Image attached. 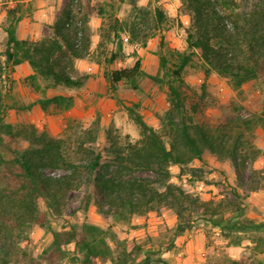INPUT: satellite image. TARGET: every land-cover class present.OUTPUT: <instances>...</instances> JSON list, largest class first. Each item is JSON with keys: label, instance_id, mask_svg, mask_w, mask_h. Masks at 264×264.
Here are the masks:
<instances>
[{"label": "trees", "instance_id": "16d2710c", "mask_svg": "<svg viewBox=\"0 0 264 264\" xmlns=\"http://www.w3.org/2000/svg\"><path fill=\"white\" fill-rule=\"evenodd\" d=\"M77 1L63 6L50 25L52 33L40 38L17 36L20 20L31 13L29 6L17 2L6 9V40L0 52V264H61L66 259L70 264H151L152 260L168 264L162 257L155 258L154 252L142 253L139 245L129 248L110 226L101 227L87 218L80 224L54 228L52 220L63 217L69 192L82 189L84 211L93 205L115 222L130 223L134 217L167 208L175 213L178 230L196 217L226 233L232 245L250 240L255 255L264 253V221L227 215L231 211L239 214L242 208L225 199L201 200L171 181L173 165L183 169L212 156L219 162L232 160L236 178L243 182L247 164L259 156L261 150L254 140L256 129H264V101L261 110L254 112L239 99H232L228 112L213 119L207 112L212 101L207 78L216 73L240 93L245 83L264 74V0H258L245 14L223 13L219 0H183L191 16L185 51L167 48L168 16L160 4L141 6L130 0L129 20L110 14L107 24L100 26L96 51L106 43L112 45L103 72L111 96L115 97L120 83L140 90V79L148 77L165 88L169 107L159 116L160 127L156 129L139 112L138 103L122 102L139 127V137L131 139L106 128L104 146L95 144L97 136L91 127L71 142L52 136L46 125L40 129L34 123L6 120L10 108L30 110L38 106L46 113H60L75 105V95H48V90L79 89L89 78V74H79L76 60L95 59L88 24L92 6L87 2L82 12L75 8ZM106 12L105 5L98 6L97 13L103 19ZM124 35L129 44L142 46L158 35L156 74L143 70L136 51L132 65L112 67L123 55ZM193 62L205 75L199 92L185 78L186 67ZM21 63L32 69L25 82L43 95L28 104L10 105L7 98L15 83L13 75ZM19 139L25 140L27 147L16 146ZM255 173L249 189H264L259 172ZM35 226L52 235L51 243L41 252L28 245ZM226 264H264V260L242 257Z\"/></svg>", "mask_w": 264, "mask_h": 264}, {"label": "rangeland", "instance_id": "374dc122", "mask_svg": "<svg viewBox=\"0 0 264 264\" xmlns=\"http://www.w3.org/2000/svg\"><path fill=\"white\" fill-rule=\"evenodd\" d=\"M258 0H219L220 7L225 14L249 13ZM70 0H64V5ZM87 2H90L92 9L89 17V30L91 33V49L94 51L95 59L82 58L81 67L88 69L93 63L98 65L97 72L80 71L79 74H89V78L84 86L79 89H69L60 87L48 90V95L55 93H66L68 91L81 98L79 107L80 116L68 113H52L42 111L38 106L30 110H17L10 108L7 112L6 120L10 123H34L40 129L47 126L50 134L54 137H63L71 142L82 136L86 128L91 127L94 135L97 136V143L101 146L107 145L106 128H112L115 133L128 135L131 139H137L140 134L139 127L135 124L122 102L131 105L139 104V112L145 120L156 129L160 127L159 116L169 107L165 88L156 84L148 77L140 79L141 89L132 90L124 83H120L115 97L111 96L107 79L104 77L106 69L105 57L112 48L110 43H106L102 49L96 51L100 39L101 24L106 25L109 15L113 14L120 19L129 20L132 15V5L130 0H78L75 8H81L84 12L87 9ZM150 2V3H148ZM141 6L153 7L160 4L168 16L165 31L167 48L179 51L187 50V28L191 26V16L188 14L183 0H137ZM16 0H0V52L5 47L6 32L4 27L7 24L6 9L13 7ZM24 7L34 9V3L30 0L24 1ZM99 5L107 8L106 16L103 19L97 13ZM61 9H57V15ZM230 24L233 21L228 19ZM45 30V26H43ZM99 37L98 41L97 38ZM158 35L148 40L145 46L132 45L127 42V35L123 40V55L112 64L113 68L130 66L136 57V51L142 59V67L148 74H156L158 70ZM1 57V56H0ZM99 61V62H97ZM15 83L11 89L7 102L8 104H28L37 97L42 96V91H35L27 82L25 76L14 74ZM185 78L191 87L199 92L205 80V75L197 62H193L186 67ZM43 85L44 82L41 81ZM207 90L211 97V105L208 114L213 119L222 118L229 110L228 103L232 99H239L243 104L254 112H259L264 101V74L256 80L249 81L241 87L240 93L234 90L227 79L212 73L207 78ZM121 100V101H120ZM255 145L261 152L256 159H251L247 164V169L243 175V182L236 178L235 168L232 160L226 159L222 162L215 160L212 156H206L204 162L194 161L189 165L171 167V181L183 186L190 194L197 196L201 200L225 199L231 203L240 205L241 212H227V215L239 219L254 221H264V189L257 191L250 190L248 184L256 173L258 178L264 181V129L258 127L254 140ZM19 148L27 147L28 143L19 139L15 143ZM201 175L203 180H199L194 175ZM58 173H62L58 171ZM142 174H149L143 172ZM239 195L236 193V191ZM85 190L70 191L67 195V206L62 218L53 219L52 224L56 229L68 227L69 224H80L86 218L101 227L111 229L117 234L120 240H125L129 248L139 245L142 250L154 252V257H162L168 264H226L229 259L253 258L255 256L264 260V253L255 255L251 249L250 240L244 241L241 245H232L230 237L220 229L211 226L206 221L194 217L189 226L177 229L178 219L173 211L163 208L159 212L151 211L144 216H137L130 223L115 222L111 216L99 212L95 206L91 205L87 211L83 209ZM196 216V214H194ZM52 235L46 229L35 226L31 232L29 247L35 252H41L49 246ZM69 249L73 246L69 245ZM61 264H70L66 259ZM107 264H110L109 262ZM151 264H164L158 260H152Z\"/></svg>", "mask_w": 264, "mask_h": 264}, {"label": "crops", "instance_id": "0c3cea01", "mask_svg": "<svg viewBox=\"0 0 264 264\" xmlns=\"http://www.w3.org/2000/svg\"><path fill=\"white\" fill-rule=\"evenodd\" d=\"M24 1L27 0H16V3H24ZM34 3V9L31 11V13L28 16L23 17L18 26H17V36L19 38H40L41 36L45 34H51L52 28L50 25H52L56 18H57V9H62L64 5V0H30ZM1 19H3L4 14H1ZM43 26H45V30H43ZM99 37L97 38L98 41ZM81 64H83V59H77L76 60V67L80 71H92L97 72L99 70L98 65L92 64L88 67L87 70L83 69L81 67ZM22 72L24 76L26 77L28 74L32 72L31 67L28 63H21L16 66L14 74H18L19 76L22 75ZM15 78V76H14ZM68 94H77L71 91L66 92ZM81 105V98L77 95L75 105L68 110V113H73L74 115H77L78 117L81 115L79 107Z\"/></svg>", "mask_w": 264, "mask_h": 264}]
</instances>
